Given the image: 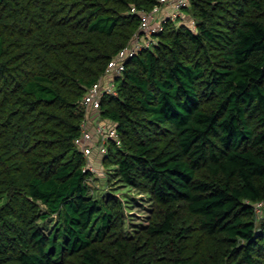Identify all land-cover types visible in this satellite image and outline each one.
I'll return each instance as SVG.
<instances>
[{"label":"trees","instance_id":"16d2710c","mask_svg":"<svg viewBox=\"0 0 264 264\" xmlns=\"http://www.w3.org/2000/svg\"><path fill=\"white\" fill-rule=\"evenodd\" d=\"M157 3L0 0V264H264V0H191L127 62L90 183L83 96Z\"/></svg>","mask_w":264,"mask_h":264},{"label":"built area","instance_id":"2783aa9c","mask_svg":"<svg viewBox=\"0 0 264 264\" xmlns=\"http://www.w3.org/2000/svg\"><path fill=\"white\" fill-rule=\"evenodd\" d=\"M191 0H158V3L150 10H140L141 22L130 43L123 47L109 62L105 74L83 96L87 109L82 127V133L77 138L81 149L86 152L88 158L95 149L105 153L110 139L117 137L116 125L106 121L100 112L103 96L106 93H117V75H121L127 62L145 49L154 47L159 41V34L164 30L165 23L171 19L174 21L185 20L184 7ZM195 29L196 22L191 20ZM89 167V165H88ZM91 170L92 168L89 167ZM263 201L255 204V209L260 216L263 213Z\"/></svg>","mask_w":264,"mask_h":264},{"label":"rangeland","instance_id":"374dc122","mask_svg":"<svg viewBox=\"0 0 264 264\" xmlns=\"http://www.w3.org/2000/svg\"><path fill=\"white\" fill-rule=\"evenodd\" d=\"M92 153L93 154H91V156L88 158V165L92 168L93 171L90 178V183L93 185V187L99 189V192H102L103 190L107 191V188L109 187L107 185L109 182L107 181L108 173L103 162V154L99 150H94L92 151ZM119 187L121 191L126 193V198L134 195L138 200L135 204H133L131 210L128 213L129 229L134 231L136 228L145 226L148 223V216L152 208V205L149 202L148 198L143 200L141 196L135 193L134 190L129 186ZM55 218L56 217L54 216L53 218H49L47 221H45L44 225L47 230H49L53 226Z\"/></svg>","mask_w":264,"mask_h":264}]
</instances>
